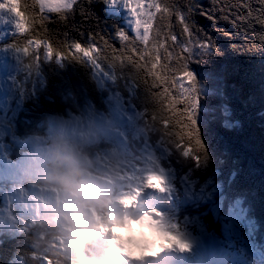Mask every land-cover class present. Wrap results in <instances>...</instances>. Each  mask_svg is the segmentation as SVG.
I'll return each mask as SVG.
<instances>
[{
  "label": "trees",
  "instance_id": "16d2710c",
  "mask_svg": "<svg viewBox=\"0 0 264 264\" xmlns=\"http://www.w3.org/2000/svg\"><path fill=\"white\" fill-rule=\"evenodd\" d=\"M22 3L31 5L30 11L36 14L31 35L38 34L39 38L50 41L58 50H63L68 43L75 41L87 45L92 42L90 36L93 35L99 45L107 40L109 46L102 54L108 56L109 60L100 64L109 71L110 76L113 75L118 95L130 102L139 113V120L143 121V126L133 139L144 134L152 141L166 144L173 156L171 162L177 169L219 183L221 195L227 203L235 199L244 200L264 230V94L254 82L256 77L264 81V23H261L264 21V0H161L162 4L172 9V14L156 15L150 39H155L157 32L161 39L168 37L167 47L172 53L171 68L178 69L188 63L197 82L211 81L216 89L215 92L199 91V104L194 118L203 149L195 156H185L175 141L149 122L148 114L153 110L160 115L159 106L153 101L148 89L151 79L145 84L143 71L137 72L134 66L128 64L121 67L117 64L116 67L110 63L111 46L117 50L132 46L146 49L140 41L126 44L118 39L117 33L121 30L130 37H134V33L125 26L120 14L108 9L107 0H77L67 12L45 11L43 23L40 22L36 0H22ZM176 13L185 16V22L191 28V40L184 33V25ZM171 34L178 37L175 44L170 39ZM207 38L215 46L213 51L206 54L197 52L195 56L182 52L186 44L191 47L205 42ZM27 39V34L20 36L16 33L5 38L0 45L13 46L18 42L22 46ZM151 47L150 43L148 50ZM161 51L162 55H166ZM117 54H120L119 51ZM125 55L131 53L126 52ZM181 55L185 58L178 60L177 57ZM40 56L38 70L41 80L30 97L23 101V107L15 120L19 139L45 136L49 129L48 117L61 115L66 107L74 111L91 107L94 111L108 112L107 89H100L98 78L88 61L82 63L67 57L63 60L58 57L45 58L43 48ZM26 60L32 64L31 57ZM167 75L171 80L172 73ZM177 75H183V72ZM189 83L187 81L185 87ZM203 89L209 90L208 87ZM180 91L177 86L173 95L179 97ZM174 108L171 116L173 123L178 124L184 120L180 114L184 104L177 102ZM171 130L179 131V128ZM26 149L25 145L14 152L19 156ZM81 152L89 158V163H82L79 172L83 169L97 171L98 163L94 154H99L100 147L87 145ZM175 154L186 164L175 159ZM27 181L43 182V175L33 174ZM0 186V197L2 191L11 190L8 180H0ZM2 214L0 208V233H3L0 237V264H46L49 244L58 228L49 220H41L28 230L13 232L11 230L22 223V218L5 219ZM54 264L72 263L58 259Z\"/></svg>",
  "mask_w": 264,
  "mask_h": 264
},
{
  "label": "rangeland",
  "instance_id": "374dc122",
  "mask_svg": "<svg viewBox=\"0 0 264 264\" xmlns=\"http://www.w3.org/2000/svg\"><path fill=\"white\" fill-rule=\"evenodd\" d=\"M107 2L108 9L120 14L125 26L135 34L134 17L130 9L124 6V0H107ZM15 20L16 17L11 10L0 9V42L10 35L19 33ZM27 55L19 51L18 47L0 45V180L10 181L11 186V190L1 192L2 216L11 220L22 218V223L11 230L13 232L28 230L38 221L51 219L60 227L54 246L63 254L70 255L72 264H82L79 250L91 244L93 236L90 233H83L78 225L89 218L87 211L74 214L76 210L70 207L72 203L80 206L81 201H84L76 197L75 192L86 191L90 195H96L97 190L101 192L103 188L105 193L111 194L112 192L107 190L105 180V176L110 172V166L125 168L127 162L136 160L138 167L144 172L143 178L148 176L147 173L151 168H154L158 155L169 161L171 154L163 147L141 145L138 155L130 151L123 156L124 145L130 134H133V130L137 129L138 113L129 101L118 95L114 87L113 75L110 76L109 71L100 63L93 64L90 60L88 62L92 65L95 77L98 78L100 89H107L105 91L108 112L94 111L91 107L74 111L66 107L61 115L48 117L49 129L45 136L19 139L15 131V120L23 107V101L30 97L37 82L41 80L39 63L31 64L26 60ZM45 58H47L46 53ZM190 71L194 72L192 69ZM106 82L109 84H105ZM254 82L262 92L263 80L256 77ZM184 83L188 85L187 81ZM207 87L209 90L203 89ZM198 91L215 92L216 89L211 81H199ZM262 100L264 101L263 97ZM140 122L142 127L143 121ZM91 144L100 147L99 154H94L98 169L95 172L87 169L79 172L82 163L85 165L89 163V158L81 151ZM25 145L27 149L19 156L16 155L14 150ZM174 158L186 164L179 155L175 154ZM33 174L43 175V182L29 183L27 178ZM179 178L190 194L195 195L199 200V209L194 212V216L197 224L201 226L202 212H205L209 206L199 192L186 182L183 175ZM126 197L115 195L113 202L108 206V210H116L110 217L113 223L124 210ZM234 218L235 216H232L228 222L220 216L214 218V231L235 225ZM243 225L247 226L249 232L252 231L249 219L245 218ZM2 234L0 233V237ZM102 236L98 234L95 237ZM258 246L259 251L264 255V243L259 242ZM92 250L99 251L98 245L96 244ZM106 251L108 249L105 246L103 252ZM91 261L94 264L104 262L94 257Z\"/></svg>",
  "mask_w": 264,
  "mask_h": 264
},
{
  "label": "snow or ice",
  "instance_id": "6c2138e0",
  "mask_svg": "<svg viewBox=\"0 0 264 264\" xmlns=\"http://www.w3.org/2000/svg\"><path fill=\"white\" fill-rule=\"evenodd\" d=\"M77 0H36L39 5L40 22L43 23L46 19L45 11L61 13L71 10ZM124 6L130 9L131 15L134 17V37H130L126 31H119L117 37L124 43L140 41L146 50H140L136 47H128L127 49L117 50L112 47V54L110 63L117 67L125 66L126 64L135 67L137 72L143 71L145 73L144 82L147 84L151 79L152 83L148 85L149 92L153 101L159 106L158 116L157 112L149 113V122L158 127L170 139L176 142V145L183 149L184 155H196L199 150L203 149V143L199 137V128L194 118L195 111L199 104L198 82L194 74L189 70V64L185 63L181 68L173 69L172 53L167 47V39L160 38L159 32L156 33L155 39H150L153 33L154 21L156 15L172 14V9L167 5L162 4L161 0H124ZM31 5L22 3V0H0V9H9L16 17L15 24L20 36L28 35V39L21 46L18 42L14 43V47L22 53L30 54L26 57H31L32 64L35 65L41 59L40 50L43 48V53H46L47 58L58 57L63 60L65 57L69 59H76L82 63L92 61L93 64L102 61H108L109 57L103 55L108 45V41L104 40L103 45L96 42L95 36H90L91 43L87 45L80 41L68 43L63 50L54 48L53 44L45 39L39 38V35H31L34 24L36 23V14L30 9ZM207 15V13H202ZM180 22L184 25V33L191 40V28L185 22L183 13H176ZM251 11H249V16ZM163 18V17H162ZM210 19L213 17H209ZM264 23V21H261ZM230 35L229 33H226ZM170 39L173 44L176 43L178 37L176 34H171ZM264 40V36H262ZM151 43L152 47L148 50V45ZM215 49L211 43L210 38L205 42L197 43L189 47L185 45L182 49L183 53L189 56H195L197 52L206 54ZM166 53V55H162ZM119 51L120 54H117ZM131 55H125V53ZM154 53V54H153ZM181 55L177 59H184ZM183 72V75H177L178 72ZM172 73V79L169 80L168 73ZM185 81L190 82L189 86L185 87ZM179 87V97L173 95V92ZM156 90V91H153ZM182 102L184 108L181 115L184 120L174 124L171 113L175 111L174 104ZM159 125V126H157ZM182 125V127H181ZM173 128H179V131H172ZM194 141V144H193ZM191 145V146H190Z\"/></svg>",
  "mask_w": 264,
  "mask_h": 264
},
{
  "label": "clouds",
  "instance_id": "9594fccd",
  "mask_svg": "<svg viewBox=\"0 0 264 264\" xmlns=\"http://www.w3.org/2000/svg\"><path fill=\"white\" fill-rule=\"evenodd\" d=\"M130 30V29H129ZM131 31V30H130ZM132 32V31H131ZM5 40V39H4ZM9 45V44H8ZM29 55V54H28ZM27 58V57H26ZM263 87H264V81H263ZM102 90V89H101ZM117 91V90H116ZM263 94H264V89H263ZM234 104V103H233ZM243 104V103H242ZM242 106V105H241ZM245 108V107H244ZM254 111V110H253ZM138 113V112H137ZM139 113H138V117H137V121H138V126L136 130H133V134H130L129 139L127 140L125 146H129L130 148L138 151L139 147L141 145H154L157 143H162V142H155L152 141L148 135H144L142 134L140 137H137L136 139H133L134 135L140 130L141 127V122L139 120ZM257 116V115H256ZM255 118V117H254ZM259 123V122H258ZM262 128V127H261ZM237 129V128H236ZM133 141V142H132ZM164 144V143H162ZM166 145V144H164ZM167 146V145H166ZM168 147V146H167ZM169 149V148H168ZM171 154V158L172 153L170 151ZM63 160V159H62ZM61 163V161H59ZM155 183H160L161 180L157 179L154 181ZM201 182L204 186H206L210 191H213L217 198H218V203L214 206L215 210L220 213L221 215L228 217V218H232V216H235L234 220L236 221H241L242 225L245 222V218L250 220L251 223V229L256 231V233L260 236L262 243H264V230L261 229L260 223L258 218H256L254 215H252L250 213V209H248L246 202L242 199H235L232 202L227 203L226 199L221 195V189H220V184L216 183L213 181V179H201ZM204 216H208L206 215V213L204 214ZM217 218V217H216ZM212 223L214 224V221L212 220ZM244 226V225H243ZM54 237V236H53ZM52 237V238H53ZM253 237V235H252ZM149 238H152L149 234ZM81 243H83V240H81ZM50 255L51 253H49V256L46 259V264H48V260H50ZM83 264H89V261L87 259L83 260Z\"/></svg>",
  "mask_w": 264,
  "mask_h": 264
},
{
  "label": "bare ground",
  "instance_id": "6f19581e",
  "mask_svg": "<svg viewBox=\"0 0 264 264\" xmlns=\"http://www.w3.org/2000/svg\"><path fill=\"white\" fill-rule=\"evenodd\" d=\"M104 190L103 189H101V192H103Z\"/></svg>",
  "mask_w": 264,
  "mask_h": 264
},
{
  "label": "water",
  "instance_id": "95a60500",
  "mask_svg": "<svg viewBox=\"0 0 264 264\" xmlns=\"http://www.w3.org/2000/svg\"><path fill=\"white\" fill-rule=\"evenodd\" d=\"M82 150V149H81Z\"/></svg>",
  "mask_w": 264,
  "mask_h": 264
}]
</instances>
